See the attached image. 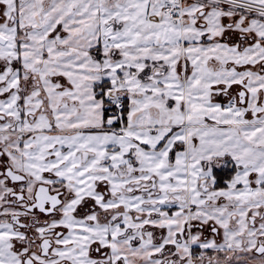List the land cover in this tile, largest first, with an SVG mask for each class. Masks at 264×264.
I'll return each mask as SVG.
<instances>
[{
    "label": "snow or ice",
    "instance_id": "1",
    "mask_svg": "<svg viewBox=\"0 0 264 264\" xmlns=\"http://www.w3.org/2000/svg\"><path fill=\"white\" fill-rule=\"evenodd\" d=\"M0 264H264V0H0Z\"/></svg>",
    "mask_w": 264,
    "mask_h": 264
}]
</instances>
